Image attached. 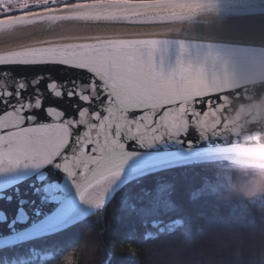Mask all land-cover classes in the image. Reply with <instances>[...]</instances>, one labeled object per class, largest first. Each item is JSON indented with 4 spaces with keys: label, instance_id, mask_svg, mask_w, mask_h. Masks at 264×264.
Returning a JSON list of instances; mask_svg holds the SVG:
<instances>
[{
    "label": "snow or ice",
    "instance_id": "1",
    "mask_svg": "<svg viewBox=\"0 0 264 264\" xmlns=\"http://www.w3.org/2000/svg\"><path fill=\"white\" fill-rule=\"evenodd\" d=\"M229 3L230 18L264 20L262 0ZM220 68L210 56L173 61L139 46L84 45L60 59L0 56V174L27 170L49 177L41 186L64 183L94 214L107 213L117 190L135 186L119 201L121 220L145 227L153 241L191 243L193 210L247 178L227 167L233 149L220 147L224 129L201 120L236 88L224 86ZM149 177L155 184L143 186ZM102 184L109 191L98 201L91 190ZM40 255L0 256V264H41Z\"/></svg>",
    "mask_w": 264,
    "mask_h": 264
},
{
    "label": "water",
    "instance_id": "2",
    "mask_svg": "<svg viewBox=\"0 0 264 264\" xmlns=\"http://www.w3.org/2000/svg\"><path fill=\"white\" fill-rule=\"evenodd\" d=\"M217 7L216 0H107L0 19V56L60 59L84 45L150 47L173 61L210 56L221 65L224 86L236 88L223 109L201 120L224 129L220 147L233 149L224 160L264 167V20L230 18L229 0H220L221 15ZM48 179L27 170L0 174V249L63 231L94 214L64 183L40 185ZM108 191L102 184L91 195L102 201Z\"/></svg>",
    "mask_w": 264,
    "mask_h": 264
},
{
    "label": "trees",
    "instance_id": "3",
    "mask_svg": "<svg viewBox=\"0 0 264 264\" xmlns=\"http://www.w3.org/2000/svg\"><path fill=\"white\" fill-rule=\"evenodd\" d=\"M225 162L229 170L247 178L227 188L217 201L193 210L199 214L191 243L153 241L145 227L121 220L119 201L139 190L130 185L114 194L106 214L95 213L63 231L19 243V248L0 249V256L40 252L41 264H264V167ZM155 182L149 177L143 186ZM214 218L221 222L213 225ZM12 264L17 261L13 259ZM19 264L26 261L21 259Z\"/></svg>",
    "mask_w": 264,
    "mask_h": 264
},
{
    "label": "flooded vegetation",
    "instance_id": "4",
    "mask_svg": "<svg viewBox=\"0 0 264 264\" xmlns=\"http://www.w3.org/2000/svg\"><path fill=\"white\" fill-rule=\"evenodd\" d=\"M95 1L107 0H0V19Z\"/></svg>",
    "mask_w": 264,
    "mask_h": 264
},
{
    "label": "rangeland",
    "instance_id": "5",
    "mask_svg": "<svg viewBox=\"0 0 264 264\" xmlns=\"http://www.w3.org/2000/svg\"><path fill=\"white\" fill-rule=\"evenodd\" d=\"M121 1H122V0H121ZM92 215H93V214H92ZM88 217H89V216H88ZM88 217H87V218H88ZM85 219H86V218H85ZM47 256H49V255H47ZM33 257L35 258V256H33ZM43 257H44V256H43Z\"/></svg>",
    "mask_w": 264,
    "mask_h": 264
}]
</instances>
